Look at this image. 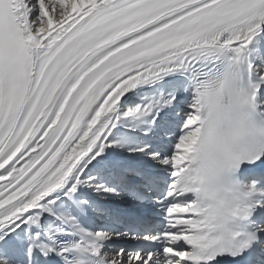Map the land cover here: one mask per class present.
I'll use <instances>...</instances> for the list:
<instances>
[{
	"label": "snow or ice",
	"instance_id": "snow-or-ice-1",
	"mask_svg": "<svg viewBox=\"0 0 264 264\" xmlns=\"http://www.w3.org/2000/svg\"><path fill=\"white\" fill-rule=\"evenodd\" d=\"M0 264H264V0H0Z\"/></svg>",
	"mask_w": 264,
	"mask_h": 264
}]
</instances>
